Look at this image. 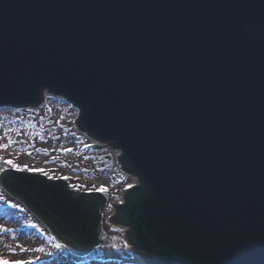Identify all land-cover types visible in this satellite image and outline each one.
<instances>
[{
	"label": "water",
	"instance_id": "1",
	"mask_svg": "<svg viewBox=\"0 0 264 264\" xmlns=\"http://www.w3.org/2000/svg\"><path fill=\"white\" fill-rule=\"evenodd\" d=\"M41 88L144 176L131 220L153 254L264 264V0H0V103ZM1 183L73 253L100 245L99 195Z\"/></svg>",
	"mask_w": 264,
	"mask_h": 264
},
{
	"label": "rangeland",
	"instance_id": "2",
	"mask_svg": "<svg viewBox=\"0 0 264 264\" xmlns=\"http://www.w3.org/2000/svg\"><path fill=\"white\" fill-rule=\"evenodd\" d=\"M74 114L75 111L70 107L65 108L64 105L50 103L47 110L40 114L24 115V123L20 126L17 125L18 127L9 123L11 115L1 114L0 173L6 168L17 169L6 163V161H12L19 169H31L30 171L34 172L43 169L50 178L66 177L73 187L104 189V191H109L114 198L126 181L121 180L122 178L116 174L102 176L97 173V170L102 166L99 155L84 152L82 149L85 143L84 138L74 135L71 131L69 119ZM63 124L65 128L62 127ZM24 128L31 130L32 133L19 135L17 130H25ZM58 138L60 140L56 141ZM6 145L9 146V152L4 150ZM38 148L51 150V157L41 155L37 151ZM67 148H72L70 154L67 153ZM17 152L21 154L15 155L14 153ZM52 157L56 159V164H50ZM109 183L114 187L109 188ZM0 202H2L0 205L17 204L1 189ZM31 224L37 223L26 211L13 213L6 220L0 219V261H30L32 264H125L120 261L122 255H126L123 243L120 241L113 247L114 258L105 256L98 262L79 261L77 263L67 256L64 249L57 248L54 241L39 238L35 234L28 237L5 232L6 229L13 230L17 226ZM40 248H43L44 251H37Z\"/></svg>",
	"mask_w": 264,
	"mask_h": 264
},
{
	"label": "bare ground",
	"instance_id": "3",
	"mask_svg": "<svg viewBox=\"0 0 264 264\" xmlns=\"http://www.w3.org/2000/svg\"><path fill=\"white\" fill-rule=\"evenodd\" d=\"M42 96H43V100H45L44 104L43 105H40V106H36L35 108H9V107H4V108H0V113H12L13 115V118L15 119V126L18 127L20 126V122H21V118H23V115H27L26 112H29V111H35V110H40L39 108H41L42 106H44V108H47L48 104L47 103L50 99H55L56 97L55 96H52L50 95L49 92H42ZM47 103V104H46ZM66 103V102H65ZM68 106H71L72 104H69V103H66ZM43 108V109H44ZM12 110V111H11ZM8 111H11V112H8ZM37 112H40V111H37ZM29 115L32 114V113H28ZM78 114H79V111H77V114L76 116L72 119H69V125L72 126V128L76 131V132H80L79 131V126L77 124H75V121L76 119L78 118ZM18 125V126H17ZM20 128V127H19ZM25 130H17L18 131V134L19 135H26L27 133H32L31 130H28L27 128H24ZM82 133V132H80ZM83 134V133H82ZM85 135V134H83ZM89 139V138H88ZM90 143L92 144H98L97 142L93 141V140H90ZM100 145V148H98L96 151L99 152L101 155H112L113 157H115V161H114V164L115 166L118 168L119 171H121L122 173H124V177L123 178L126 183L124 184L125 187H132V186H135L138 182V179L137 178H132L130 175H126L125 171L123 169H121V166L119 164V161L117 160V156L119 155V153L121 152L120 150H113L111 148H107L106 146L104 145H101V144H98ZM9 146H5L4 147V150H6V152H9ZM15 155H20L21 153H14ZM123 176V175H122ZM109 185H111L109 183ZM139 188V187H138ZM122 196V195H121ZM125 247L127 249H131L129 246L125 245ZM136 254V253H134ZM137 256V255H136ZM139 257V256H137Z\"/></svg>",
	"mask_w": 264,
	"mask_h": 264
},
{
	"label": "snow or ice",
	"instance_id": "4",
	"mask_svg": "<svg viewBox=\"0 0 264 264\" xmlns=\"http://www.w3.org/2000/svg\"><path fill=\"white\" fill-rule=\"evenodd\" d=\"M6 163L11 164L13 167H16L17 170H22V169H19V167L17 165H15L12 161H6ZM28 170H31V169H28ZM36 171H39L41 174L47 175V173L44 172L43 169H38ZM101 191H104V189H101ZM56 247L57 248H61L63 246L61 244H57ZM37 251L43 252L44 249L43 248H40V249H37ZM0 264H32V262H30V261H15V262H11V261H0Z\"/></svg>",
	"mask_w": 264,
	"mask_h": 264
}]
</instances>
